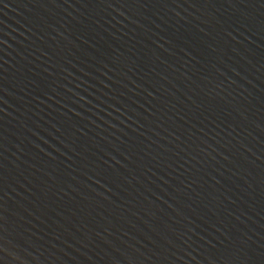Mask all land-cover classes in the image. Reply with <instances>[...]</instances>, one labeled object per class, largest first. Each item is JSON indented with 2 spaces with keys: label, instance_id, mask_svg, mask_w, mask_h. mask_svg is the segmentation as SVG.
Returning <instances> with one entry per match:
<instances>
[{
  "label": "water",
  "instance_id": "water-1",
  "mask_svg": "<svg viewBox=\"0 0 264 264\" xmlns=\"http://www.w3.org/2000/svg\"><path fill=\"white\" fill-rule=\"evenodd\" d=\"M0 264H264V0H2Z\"/></svg>",
  "mask_w": 264,
  "mask_h": 264
},
{
  "label": "snow or ice",
  "instance_id": "snow-or-ice-1",
  "mask_svg": "<svg viewBox=\"0 0 264 264\" xmlns=\"http://www.w3.org/2000/svg\"><path fill=\"white\" fill-rule=\"evenodd\" d=\"M0 2H2V0H0Z\"/></svg>",
  "mask_w": 264,
  "mask_h": 264
}]
</instances>
